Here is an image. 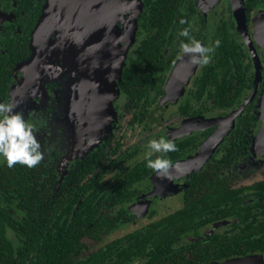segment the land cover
<instances>
[{"label":"flooded vegetation","instance_id":"1","mask_svg":"<svg viewBox=\"0 0 264 264\" xmlns=\"http://www.w3.org/2000/svg\"><path fill=\"white\" fill-rule=\"evenodd\" d=\"M155 1L106 0L101 18L103 30L91 35L86 31L67 35L66 31L55 33L52 19H48L61 1L0 0V101H11L16 105L14 111L34 123L44 153L39 183L45 179L53 181V192L68 177H76L83 162H89L94 155L99 154L101 167L109 166L99 180L101 197L107 200L102 201L99 215L115 226L98 239L82 235V246L74 250L70 264H88L95 251L132 233L144 239L134 259L126 264H149V252L155 255V249L161 256L180 259L179 264H223L243 259H249L243 264H264V187L259 184L264 181V154L254 150L261 121L251 141L254 130L249 126L248 135H244L242 128L241 133L237 130L239 122L253 113L256 101L259 105L263 94L264 49L259 34L264 32V0H183L179 16L185 24L173 21L168 26L150 24ZM110 15L114 18L112 26ZM183 27H189L190 35L205 45L220 40L209 64L193 65L180 51L179 41L186 38L179 37L177 32ZM156 33L153 47L158 48V57L145 83L149 100L135 103L126 91L131 86V65L136 61L142 63L143 43ZM80 38L81 41H74ZM224 54L228 55V65L229 55L239 57L244 67L249 65L245 84L239 85L232 78L233 70L227 77L231 91L243 87L241 99L232 109L217 105L221 78L220 74L216 79L211 77ZM207 74L210 78L201 88ZM255 84L256 92L245 104ZM158 88L163 94L157 99ZM239 108L241 112L231 119ZM167 109L171 123L161 136L172 139L178 148L167 177L157 176L152 170L129 185L128 191L132 193L125 202L113 203L114 197L104 194L117 177L144 159L136 158L138 147L121 151L120 137L117 139L112 132L118 128V120L128 117L127 123L133 126L151 115L150 120L157 122L168 116ZM143 110H147L144 119ZM220 135L222 140L214 146ZM243 144H248L249 150ZM241 145V152L247 151V155L235 162L222 160L225 154L232 153L233 147ZM3 165L0 163V172L4 171ZM206 171L214 186H197L195 190L216 191V195L192 194L197 201L195 212L203 216L197 221H162L185 208L191 189L188 181L193 174ZM94 180L92 169L83 182L92 185ZM4 197L0 189L1 207L15 218H23L25 211L18 198L14 195L8 204ZM86 197L89 202L93 200V194ZM46 198L45 195L40 201L43 203ZM162 198L169 204L166 214L158 216V200ZM202 198L207 199L206 205L200 201ZM209 198L215 199L216 204ZM80 203L81 199L75 208ZM46 210L49 208L41 209ZM88 211L93 212L92 207ZM56 215L49 220L50 227L61 238L63 230L71 233V228ZM142 220L146 221L141 226L138 221ZM128 228L131 230L124 235L103 243L115 231ZM6 231L11 255L17 258L20 238L15 231Z\"/></svg>","mask_w":264,"mask_h":264},{"label":"trees","instance_id":"2","mask_svg":"<svg viewBox=\"0 0 264 264\" xmlns=\"http://www.w3.org/2000/svg\"><path fill=\"white\" fill-rule=\"evenodd\" d=\"M183 4V0H156L153 3L152 14L149 16L150 24H154L155 26H168L173 21L179 22L181 17L179 16V8ZM155 36H158L157 33L143 43V49L141 51L142 63L136 61L131 65L132 80H129L131 86L126 88V91L135 103L149 100L148 88L145 87V83L150 78L153 71L152 64L158 57V48L153 47ZM227 56V54L222 55L215 69L212 70L211 77L216 79L220 74L221 78V82L218 83L220 89L216 96L217 105L225 109H232L240 101L243 87L231 91L227 86V77L233 70L232 78H235L239 85L245 84V77L249 65L244 67L239 57L234 58L231 55H229L231 64L228 65L227 61L229 60ZM146 60L147 62H145ZM216 70L219 71L216 72ZM209 78L210 75L208 74L204 77L201 81V88L205 86ZM158 91L160 93L157 99L163 94L160 88H158ZM252 110H254L253 113H248L237 126V130L240 133V129H243L244 135L249 134V131H247L249 129L248 126L254 130L249 137V141L252 140V135L254 136L259 125V105L257 101ZM146 112L144 110L142 111L141 118H145ZM138 117L136 115L135 119H138ZM132 122H134V119ZM247 145L243 144V147L249 150ZM252 148L253 144L251 145V151ZM233 149L232 153L228 150L230 154H225L222 160L235 162L242 155L248 154L247 151L245 153L241 152L242 145L233 147ZM174 152L166 154L171 161L174 157ZM230 157L231 159H229ZM101 164L102 161L100 160L99 154L98 156H92L89 162H83V167L79 169L76 177H73L74 175L68 177L61 183L59 190L54 192L53 181L45 179L39 183V180H41L40 164L34 168H27L19 164L14 165L12 168L3 165L4 171L0 172L1 194L6 196L4 198L8 204H10L11 198L15 195L21 204L20 208L25 211V215L21 219L15 218L6 208L1 207L0 203V264H70L69 260L71 259L72 253L80 245L82 246L80 243L82 235L93 236L95 239H98L100 234L114 227L115 225L111 226L112 221H106L107 218L99 215V208L103 204L102 201H107L101 197L102 186L99 180L109 169V166L101 167ZM92 169L94 179L96 180L90 185V183L83 181ZM151 171L152 169L145 166L144 159L136 162L128 170H125L122 176L116 178L110 187L111 189L104 196L114 197L112 199L113 203L121 204L125 202V199L132 193L128 191L129 185L143 179ZM259 184H263L264 187V181ZM188 185L191 189L188 191L189 197L185 208L162 219V221H197L199 217L203 216V214L199 215L195 212L197 201L192 198V194L196 192L197 195L201 196L216 195V191L195 190L197 186H214L212 177L207 171L205 174L195 173L191 176L190 181H188ZM92 189L93 191L90 193L89 191ZM87 194H93V200L91 202L86 197ZM45 195L47 198L42 203L40 200ZM80 199L81 203L75 208L76 202L78 200L80 201ZM209 200L213 204H216L215 199L209 198ZM200 201L205 204L207 199L202 198ZM91 203L93 204L91 205ZM197 205L203 208V206ZM43 207L44 209L49 208V210L42 212L41 209ZM89 207H92L93 212L88 211ZM183 214L186 216L185 219L182 217ZM55 215L59 220L64 222V225L71 228V233L63 230V236L61 238L57 234H54V231L51 229L52 227H50L52 221L49 220ZM82 221L83 224H79ZM57 223L58 221L56 223L53 222L54 225ZM6 228L15 231L16 236L20 238L21 245L17 258H13L11 255L10 241L6 234ZM136 235L137 233H132L123 239L101 247L91 255L88 259V264H90V260L91 264H126L132 261L136 252L140 250V244L144 239L140 235L136 238ZM158 245L160 243L156 244L157 247ZM55 246L57 247L56 249ZM154 253L155 255H152V252H149L150 259H152L149 264L180 263V259L161 256L156 249ZM77 264L80 263L78 262Z\"/></svg>","mask_w":264,"mask_h":264},{"label":"clouds","instance_id":"3","mask_svg":"<svg viewBox=\"0 0 264 264\" xmlns=\"http://www.w3.org/2000/svg\"><path fill=\"white\" fill-rule=\"evenodd\" d=\"M179 23L185 24V20L181 18ZM177 35L186 38L179 41V49L193 65L209 64L215 49L220 46L219 39L210 45L203 44L190 35L189 27L179 29ZM15 107L11 101H0V163L8 168L16 164L34 168L44 159V153L36 138L34 123L26 120L21 112L14 111ZM176 150L177 145L172 139L164 136L150 138L144 152L145 166L157 176L167 177L172 161L166 154Z\"/></svg>","mask_w":264,"mask_h":264},{"label":"water","instance_id":"4","mask_svg":"<svg viewBox=\"0 0 264 264\" xmlns=\"http://www.w3.org/2000/svg\"><path fill=\"white\" fill-rule=\"evenodd\" d=\"M57 0H52L51 3H56ZM61 1L60 6H54L53 10L51 11L50 16L48 19H52L51 25L54 27V31H66L67 35L71 33L85 34L86 31L87 35H91L95 32L103 30L104 26H101V18H104V9L106 8L105 3L106 0H58ZM104 6V7H103ZM97 9V10H96ZM111 13V10H110ZM64 17L67 19L69 29L66 30L62 28L64 23ZM114 24V18L110 15L109 25L112 26ZM92 29H87L86 27H93ZM82 27H85V30L82 31ZM261 40V46L264 49V32L259 34ZM90 38V37H89ZM81 41L80 39H78ZM258 40V39H257ZM92 41V38H90ZM259 66H256L257 69V78H259ZM256 84L252 93L249 97L245 100V104L252 100L255 92H256ZM243 107V106H242ZM242 108H239L231 117L234 120V117L241 112ZM259 119L261 121L260 128L255 136L254 139V150L259 154H264V89L263 94L259 100ZM223 135L217 137V139L213 142V145L216 146L221 140ZM249 259L243 260H233L230 263H223V264H243L245 261Z\"/></svg>","mask_w":264,"mask_h":264},{"label":"rangeland","instance_id":"5","mask_svg":"<svg viewBox=\"0 0 264 264\" xmlns=\"http://www.w3.org/2000/svg\"><path fill=\"white\" fill-rule=\"evenodd\" d=\"M62 28H65L66 30L69 29L68 22L65 17H64V23L62 25ZM80 40H82V38H80ZM74 41H79V40L75 39ZM127 53H129V51ZM167 115L168 116L164 117L165 119L163 120L159 119L157 122L150 120L151 115H149L145 121H143L140 124L133 125V126L127 123L128 117H126L125 119L118 120L117 122L118 128L114 129L112 132L117 139H119L118 137H120L119 143H120L121 151L124 149L130 150L132 147H138V155L136 156V158L137 159L144 158V152L146 150V142L150 138L159 137L161 135H164L165 133L163 129L166 128L168 125H170L171 123L170 109L168 110ZM156 118L158 119V116ZM152 123H155V125H152ZM168 204L169 202L165 198L158 200V205L160 207L159 209L160 212L158 213V216H162L166 214L165 211H167L166 206ZM143 221H146V220H142V222L138 221V223L142 226L144 225ZM128 230H131V228H128L127 230L115 231V233L106 237L103 243H106L112 239H115V238H118L124 235L126 231Z\"/></svg>","mask_w":264,"mask_h":264},{"label":"bare ground","instance_id":"6","mask_svg":"<svg viewBox=\"0 0 264 264\" xmlns=\"http://www.w3.org/2000/svg\"><path fill=\"white\" fill-rule=\"evenodd\" d=\"M248 264H251L250 262Z\"/></svg>","mask_w":264,"mask_h":264}]
</instances>
